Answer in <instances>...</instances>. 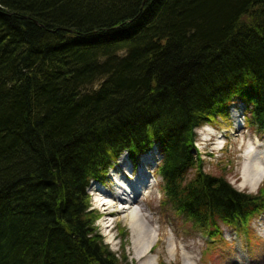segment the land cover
I'll return each instance as SVG.
<instances>
[{
  "label": "trees",
  "instance_id": "trees-1",
  "mask_svg": "<svg viewBox=\"0 0 264 264\" xmlns=\"http://www.w3.org/2000/svg\"><path fill=\"white\" fill-rule=\"evenodd\" d=\"M240 100L264 131V0H0V264H134L88 188L156 144L166 206L248 234L264 184L241 191L195 151Z\"/></svg>",
  "mask_w": 264,
  "mask_h": 264
},
{
  "label": "rangeland",
  "instance_id": "rangeland-1",
  "mask_svg": "<svg viewBox=\"0 0 264 264\" xmlns=\"http://www.w3.org/2000/svg\"><path fill=\"white\" fill-rule=\"evenodd\" d=\"M233 105L237 110H233L231 117L218 118L196 130L195 151L201 155L206 172L225 176L241 191L257 193L264 181L255 191L249 186L242 187L241 171L245 165V150L250 146L259 149L257 143H264V131L255 129L251 123L247 104V108L239 101L233 103L232 107ZM243 115L247 119L245 126L240 129L237 119L242 122ZM224 142L225 147L220 149ZM260 149L264 151V147ZM152 173L155 175L154 187L138 199V207H141L144 214L140 221L144 230L148 231L150 226L156 228L157 243L150 255L155 256L157 264H264V212L253 218L248 234L236 233L233 228L223 226V235L212 240L200 229L193 227L192 221L164 204L162 178L156 169ZM94 185L90 186L92 193H89L92 194L91 208L100 213V219L95 222L97 231L120 257L125 253L131 263L139 264L137 253L143 245L136 243L134 232L125 220L124 211L116 212L111 218L108 216L110 209H106L107 204L113 205V211L121 210L122 205H117L115 198L105 202L107 198L103 197L97 202L100 191ZM101 187L98 186V189ZM102 188L108 190V187Z\"/></svg>",
  "mask_w": 264,
  "mask_h": 264
},
{
  "label": "bare ground",
  "instance_id": "bare-ground-1",
  "mask_svg": "<svg viewBox=\"0 0 264 264\" xmlns=\"http://www.w3.org/2000/svg\"><path fill=\"white\" fill-rule=\"evenodd\" d=\"M244 157H245L246 162L241 171L242 179H243L242 187L249 186L252 190L255 191L260 186V184L264 181V151L257 150L256 148L250 146L248 149L245 150ZM146 158H147L146 160H149L152 162V160L150 159V156ZM125 163H126V154L120 157L118 166L125 167ZM124 169L126 171H129L130 170L129 164H128V168H124ZM121 177H122L121 175L115 176V179L117 180L115 185L117 186L118 189H121L120 185H124L125 183V179ZM149 178L150 179L148 180L150 181L152 176H149ZM103 193L108 194L106 196L107 197L106 201L108 202L111 201V198H115V197L119 198V196L117 195L119 194V190L117 189H116V192L112 194L113 196L107 191H104ZM103 197L104 196H102V194H99L96 201L98 202L104 199ZM118 198H115L114 201L116 202L117 205L119 202L122 204L120 200H117ZM126 204H127L126 205L127 209H125V211L121 210L119 212L124 211L125 220H127L130 227L132 228V231L134 232V238H136V243L143 245V248L139 250L137 253L139 264H157V261L155 260L156 259L155 256L150 255V254H153V251H152L153 247L157 243L158 234L156 233V228L155 227L152 228V226H150L148 231H145L143 225L140 222L142 220V215H144L142 214L141 207H138L137 205H135L134 202H126ZM150 223H151V220L149 219V225Z\"/></svg>",
  "mask_w": 264,
  "mask_h": 264
}]
</instances>
